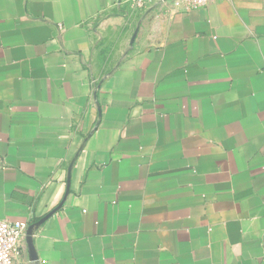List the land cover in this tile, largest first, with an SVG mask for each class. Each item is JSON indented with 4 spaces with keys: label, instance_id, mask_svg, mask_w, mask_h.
I'll use <instances>...</instances> for the list:
<instances>
[{
    "label": "crops",
    "instance_id": "crops-1",
    "mask_svg": "<svg viewBox=\"0 0 264 264\" xmlns=\"http://www.w3.org/2000/svg\"><path fill=\"white\" fill-rule=\"evenodd\" d=\"M67 192L36 264H264V0H0V218Z\"/></svg>",
    "mask_w": 264,
    "mask_h": 264
},
{
    "label": "built area",
    "instance_id": "built-area-1",
    "mask_svg": "<svg viewBox=\"0 0 264 264\" xmlns=\"http://www.w3.org/2000/svg\"><path fill=\"white\" fill-rule=\"evenodd\" d=\"M167 0H127L135 11L143 12ZM225 0H174L184 12L203 8L213 2ZM29 223L0 218V264H18L21 250L27 243ZM36 264L37 261H31Z\"/></svg>",
    "mask_w": 264,
    "mask_h": 264
},
{
    "label": "water",
    "instance_id": "water-1",
    "mask_svg": "<svg viewBox=\"0 0 264 264\" xmlns=\"http://www.w3.org/2000/svg\"><path fill=\"white\" fill-rule=\"evenodd\" d=\"M67 196H68V192H67L63 202L61 203V205L58 208H56L53 212H51L50 214H48L47 216L42 218L37 223L30 225V227L28 229V232H27V246H28V249H29V255H30V260L31 261H37V257H36V255L34 253L33 244H32V236L34 234V231L36 229H38L46 220H48L51 216H53L61 208V206L63 205V203H64V201H65Z\"/></svg>",
    "mask_w": 264,
    "mask_h": 264
}]
</instances>
